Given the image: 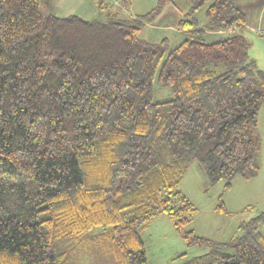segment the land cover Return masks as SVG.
Here are the masks:
<instances>
[{
	"label": "trees",
	"instance_id": "1",
	"mask_svg": "<svg viewBox=\"0 0 264 264\" xmlns=\"http://www.w3.org/2000/svg\"><path fill=\"white\" fill-rule=\"evenodd\" d=\"M168 2L129 17L98 0L109 13L85 19L0 0V264H65L66 237L95 227L122 264H148L140 229L158 214L208 248L179 264H264V211L213 241L185 229L197 209L178 189L194 161L223 190L260 171L264 70L245 13L196 0L205 21L180 20L177 45L142 38ZM216 209L228 214L221 196Z\"/></svg>",
	"mask_w": 264,
	"mask_h": 264
},
{
	"label": "rangeland",
	"instance_id": "2",
	"mask_svg": "<svg viewBox=\"0 0 264 264\" xmlns=\"http://www.w3.org/2000/svg\"><path fill=\"white\" fill-rule=\"evenodd\" d=\"M157 1L154 0L156 4ZM195 2L196 0H169L168 3H163L161 9L146 24H161L163 21L157 22L160 17H166L169 11L177 14L179 11L180 16L175 23L177 31L170 29L160 31L158 28H151L153 25L145 26V24L141 28L140 36L150 41L166 38L169 45H177L182 40L176 39L178 33L182 31L178 27L180 20L184 17H194L199 22L200 20L205 21L204 9L206 4L193 9ZM262 3L264 0H240V6L248 22L258 18V8ZM165 20L167 22L165 24L172 23L168 19ZM213 35L210 32H205L204 38L208 41L221 38L215 39ZM247 36L251 41L250 55L256 60L258 67L264 70V35L248 31ZM168 93V88L155 85L157 99L168 96ZM262 106L259 114L262 146L258 156L260 164L258 175L248 180L237 176L234 178L231 187L223 190V182L209 184L198 163L194 161L178 186V189L197 209L193 220L185 226V229H192L196 235L207 237L213 241L225 242L236 234L237 226L240 223L264 211V104ZM219 196H221L228 214L216 209ZM260 231L264 236V225L261 226ZM99 232L98 227L92 228L84 233L81 240L77 236L76 243L72 242L74 235L67 236L66 243L68 246L66 247L65 264H122L121 260L113 257L110 248L108 249L104 245L105 241H103L104 244L101 243ZM140 234L144 241L148 264H179L208 251L207 246L187 245L166 214H158L152 218L147 226L141 227Z\"/></svg>",
	"mask_w": 264,
	"mask_h": 264
},
{
	"label": "crops",
	"instance_id": "3",
	"mask_svg": "<svg viewBox=\"0 0 264 264\" xmlns=\"http://www.w3.org/2000/svg\"><path fill=\"white\" fill-rule=\"evenodd\" d=\"M156 2V0H155ZM154 0H108L110 9L116 8L117 11H119V14L121 16H129V17H137L147 11L152 10V8L155 6ZM56 8H55V14L59 17H66L68 15L74 14L81 16L85 19L94 18L97 16L105 17L106 14L109 12L108 9H103L100 11L98 9V0H56ZM112 7V8H111ZM264 3L258 8L257 12V19L251 22L246 23V27L249 32L257 33L259 31L264 30ZM180 16L179 11L178 14L169 11L166 14V17H160L158 21H163L161 24H146L147 25H153L151 28H158L160 31H164L166 29L170 30H176V21L177 18ZM163 18V19H162ZM165 19H168V21H172V23H167ZM201 23H203V20H200ZM163 28V29H162ZM179 30V29H178ZM184 31L182 30L179 35L176 37V39H182L184 37ZM211 34H214L213 36L215 39L218 37H222L224 35V32H213ZM261 35V34H259ZM263 107V106H262ZM261 107V108H262ZM261 112V111H260ZM258 128H259V120H258ZM260 135L262 137L261 130L259 129Z\"/></svg>",
	"mask_w": 264,
	"mask_h": 264
},
{
	"label": "built area",
	"instance_id": "4",
	"mask_svg": "<svg viewBox=\"0 0 264 264\" xmlns=\"http://www.w3.org/2000/svg\"><path fill=\"white\" fill-rule=\"evenodd\" d=\"M262 32H264V30H262Z\"/></svg>",
	"mask_w": 264,
	"mask_h": 264
}]
</instances>
